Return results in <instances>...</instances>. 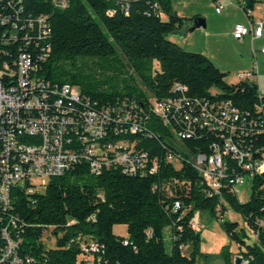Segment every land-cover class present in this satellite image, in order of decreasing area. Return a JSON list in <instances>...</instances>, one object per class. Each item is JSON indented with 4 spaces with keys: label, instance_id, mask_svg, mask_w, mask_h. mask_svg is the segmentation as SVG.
<instances>
[{
    "label": "trees",
    "instance_id": "1",
    "mask_svg": "<svg viewBox=\"0 0 264 264\" xmlns=\"http://www.w3.org/2000/svg\"><path fill=\"white\" fill-rule=\"evenodd\" d=\"M61 1L0 2V67L5 61L18 67L23 49L37 65L38 77L51 83V88L64 84L79 88L90 101L88 107L131 106L136 101L140 130L109 129L102 138L88 134L90 139L79 142L78 125L73 131L69 127L65 145L81 154L86 141L101 148L107 141L115 146L128 142L134 143L139 157L143 152L147 156L140 157L142 164L136 161L134 172L115 160L94 172L89 161L79 157L62 174L49 178L44 191L10 189L14 200L10 211L18 216L21 228L23 264H84L87 257L91 264L98 259L101 264H195L200 252L195 210L216 214L220 206L224 215L227 204L242 215L254 238L248 241L249 233L238 221H224L230 240L239 245L242 264H264V174L254 177L252 197L243 202L227 187L209 194L193 165V158L211 154L218 140L217 132L202 126L199 119L201 106L212 102H232L240 113L235 135L253 152L264 147L254 83L239 78L227 82L228 73L211 58L187 51L169 38L185 21L198 17L179 16L172 0H65V5ZM246 1L248 9L255 8L258 0ZM39 16L46 18L50 28L42 38L37 22L29 27ZM14 32L17 41L11 38ZM72 97L71 103H78ZM169 99L181 100L182 105L169 112L167 122L155 112L154 101ZM176 200L181 203L178 209H174ZM117 224L127 225L128 236L113 232ZM167 226L172 228L171 253L163 237ZM47 229L55 237L53 248L45 244ZM79 235L86 242L95 240L100 250L89 252L70 243ZM4 243L0 232V248ZM227 247L221 255L233 264ZM0 264H10L1 262V250Z\"/></svg>",
    "mask_w": 264,
    "mask_h": 264
},
{
    "label": "built area",
    "instance_id": "2",
    "mask_svg": "<svg viewBox=\"0 0 264 264\" xmlns=\"http://www.w3.org/2000/svg\"><path fill=\"white\" fill-rule=\"evenodd\" d=\"M61 2L62 5L66 4L65 0ZM227 4L239 6L250 18L248 25L242 23L235 25L232 32L234 38L242 40L248 35L253 39L263 36L264 9L261 10L260 19L254 20L255 8L246 9V0H214L218 13L222 12ZM35 22L40 27L39 38L48 34L50 28L44 16L31 20L29 27L33 28ZM11 38L17 41V32H14ZM261 51L264 53V45ZM41 56L43 58L45 56L44 49ZM18 58L23 60V67H15L14 62L11 65L7 61L0 67V152H3V160H0V232L5 240L0 250L1 262L9 261L10 264H23L24 261L19 257L22 239L21 228L17 223L18 216L10 211L14 200L5 199L4 189H11L14 192L25 189L27 193L42 190L45 185H36L35 178L60 175L79 157L89 161L94 172H99L104 163L109 164L113 160L134 172L137 169L136 161L142 164L140 157L145 160L147 156V153L143 152L139 157L134 143L128 142H121L115 146L112 141H107L105 148H101L99 143H89V146L81 147V154L78 153V149L66 146L65 138L71 134L69 127L73 131L78 125L80 128L76 129L75 133L79 142L81 139H90L87 138L88 134L102 138L107 135L109 129L117 133L123 130L131 132L140 130L135 110L139 105L132 101L131 106L125 103L102 108L88 107L90 101L82 96L79 88L69 84L51 88V83L38 77L36 75L38 67L28 52L21 49ZM237 76L239 79L253 82L257 89L260 102L255 103V107L261 112L262 122L260 119L258 124L263 134L264 96L258 81L257 61L255 60L250 71L240 72ZM71 95H78V103H71ZM181 105V100L154 101V110L168 122L169 112L172 109L177 112ZM199 119L202 126H207L218 134V140L211 146L213 150L211 154L199 153L193 158V165L201 175L202 182L207 185L209 194L220 193L223 187L238 194L237 187L245 184L247 178H250L252 183L256 175L264 174V147L253 152L251 148L244 146L238 135H235L240 113L232 102L223 100L212 102L209 106L202 105ZM79 133L81 136H78ZM179 135L189 136L185 133ZM70 139L67 140L69 144ZM122 144L125 148H122ZM109 151L113 155L112 158L109 157ZM154 170L156 166L153 167L152 171ZM180 205V201L176 200L174 209H178ZM47 234L51 236L52 231L47 229L44 240L47 239ZM84 238V235H79L70 243L80 245L83 250L89 252L100 250V245L95 240L86 242ZM186 248L188 246L184 247ZM85 261L87 262L84 264H91L88 257ZM96 264H101V259H98Z\"/></svg>",
    "mask_w": 264,
    "mask_h": 264
},
{
    "label": "rangeland",
    "instance_id": "3",
    "mask_svg": "<svg viewBox=\"0 0 264 264\" xmlns=\"http://www.w3.org/2000/svg\"><path fill=\"white\" fill-rule=\"evenodd\" d=\"M172 4L179 16L191 18L196 14H200V17L207 21V26L190 30L191 21H187L174 34L170 35L171 40L187 51L199 52L211 58L222 70L224 69L223 71L228 73L226 80L229 83H236L238 73L250 71L253 68V62L256 60L259 73L258 81L264 92V56L257 55V58L253 57L251 45H243L232 34L237 23H245V14L242 9L235 5H229L218 13L211 0H172ZM262 9H264V0H258L255 13L257 18L260 16ZM247 56H250L251 60L250 63L245 64ZM155 67H158L156 61ZM179 165L177 163V166ZM34 182L38 186L47 185L49 178H35ZM237 191L241 201H249L253 194L251 179L247 178L245 184L237 187ZM226 207L227 210L224 215H222L220 206L217 207L216 214H213L210 210H195L194 224L196 230L200 233V252L197 254L195 264H229L221 255L226 244L232 254L231 261L235 264L239 245L230 240L224 228L225 220L238 221L241 227H244L249 233L248 241H253L251 229L245 224L242 215L232 210L230 205L227 204ZM113 232L116 235L126 237L128 236L127 225L117 224L114 226ZM51 236L47 234L45 240L48 248L55 246V237ZM163 237L166 251L171 253L173 235L170 226L164 228ZM186 251L189 252V249Z\"/></svg>",
    "mask_w": 264,
    "mask_h": 264
},
{
    "label": "crops",
    "instance_id": "4",
    "mask_svg": "<svg viewBox=\"0 0 264 264\" xmlns=\"http://www.w3.org/2000/svg\"><path fill=\"white\" fill-rule=\"evenodd\" d=\"M213 3H214V0H211ZM257 3V2H256ZM227 6H229V4H227ZM226 6V7H227ZM236 6V5H235ZM261 6V5H260ZM225 7V8H226ZM237 7H239V6H237ZM224 8V9H225ZM240 8V7H239ZM241 9V8H240ZM243 13L245 14V23H243V22H239V23H242V24H245V25H248L249 23H250V18H249V16L246 14V12L245 11H243ZM255 13H256V5H255V11H254V16H253V19L254 20H258V19H260V17L261 16H259L258 18L256 17V15H255ZM196 15H198V17H200V14H196ZM260 15V14H259ZM206 26H207V21H206ZM189 35V34H188ZM187 35V36H188ZM238 40V39H237ZM243 45H247V44H250L251 45V48H252V55H253V57H255V58H257V55H262V56H264V53L261 51V47L264 45V34H263V36L262 37H260V38H255V39H253L252 38V36L251 35H248V36H246L244 39H242V40H239ZM248 58H246V62H245V64L246 63H250V60H251V57L250 56H247ZM255 62V61H254ZM254 62H253V64H254ZM222 69V68H221ZM224 70V69H223Z\"/></svg>",
    "mask_w": 264,
    "mask_h": 264
},
{
    "label": "water",
    "instance_id": "5",
    "mask_svg": "<svg viewBox=\"0 0 264 264\" xmlns=\"http://www.w3.org/2000/svg\"><path fill=\"white\" fill-rule=\"evenodd\" d=\"M189 21H191V27L190 30H195L201 27H206V20L204 18L201 17H197L195 19H190ZM187 21L184 22V24ZM235 264H242V257L241 256H237L236 260H235Z\"/></svg>",
    "mask_w": 264,
    "mask_h": 264
},
{
    "label": "bare ground",
    "instance_id": "6",
    "mask_svg": "<svg viewBox=\"0 0 264 264\" xmlns=\"http://www.w3.org/2000/svg\"><path fill=\"white\" fill-rule=\"evenodd\" d=\"M18 67H23V60H21V58L18 59V63H17ZM72 96V95H71ZM74 100H78V96L77 95H73L72 97ZM86 141V140H84ZM84 145L85 146H89V143L84 142ZM0 160H3V152H0ZM10 189H4V196H5V199H10L11 196H9L10 194Z\"/></svg>",
    "mask_w": 264,
    "mask_h": 264
}]
</instances>
